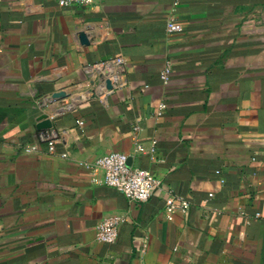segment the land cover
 <instances>
[{
    "label": "crops",
    "instance_id": "1",
    "mask_svg": "<svg viewBox=\"0 0 264 264\" xmlns=\"http://www.w3.org/2000/svg\"><path fill=\"white\" fill-rule=\"evenodd\" d=\"M113 152L162 181L148 202L84 167ZM0 264H264V0H0Z\"/></svg>",
    "mask_w": 264,
    "mask_h": 264
},
{
    "label": "built area",
    "instance_id": "2",
    "mask_svg": "<svg viewBox=\"0 0 264 264\" xmlns=\"http://www.w3.org/2000/svg\"><path fill=\"white\" fill-rule=\"evenodd\" d=\"M61 7L79 5L90 6L95 0H57ZM168 34H181L184 32V26L173 19H169L166 24ZM95 69L105 73L108 80L114 82V86H118L120 79L124 76V60L121 57L115 58L108 62L97 64ZM170 69H167L162 80L166 84L169 81ZM104 93L109 92L104 81L99 86ZM81 124V123H80ZM137 130V129H136ZM57 136L52 130L40 131L38 133L39 143H47L51 152L54 151ZM155 142H152L151 153L154 152ZM26 153H34L38 150L35 145H27L22 147ZM136 152L144 151L142 144L135 147ZM63 157H67L66 154ZM130 156L126 153L113 152L105 156L99 157L96 161L84 164L89 170L101 171L104 176L105 185L116 189L118 192L126 196L130 201L138 203H146L162 186V181L154 177L149 171L128 166ZM213 197V194L209 195ZM189 202L181 197L170 195L165 206V214L169 221H172L174 214L179 209H187ZM125 222L122 215H111L102 220L97 225L96 240L104 244H114L119 236V228Z\"/></svg>",
    "mask_w": 264,
    "mask_h": 264
},
{
    "label": "water",
    "instance_id": "3",
    "mask_svg": "<svg viewBox=\"0 0 264 264\" xmlns=\"http://www.w3.org/2000/svg\"><path fill=\"white\" fill-rule=\"evenodd\" d=\"M106 88L110 91L113 89V85L110 81H106ZM68 97V94L65 92H56L52 95V99L54 100H62ZM53 128V122L49 118L48 115L43 114L37 119V130L38 131H46L51 130ZM128 166H131V159L128 160Z\"/></svg>",
    "mask_w": 264,
    "mask_h": 264
}]
</instances>
